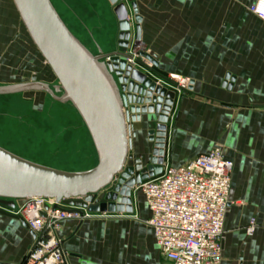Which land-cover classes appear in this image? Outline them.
<instances>
[{"label": "crops", "instance_id": "0c3cea01", "mask_svg": "<svg viewBox=\"0 0 264 264\" xmlns=\"http://www.w3.org/2000/svg\"><path fill=\"white\" fill-rule=\"evenodd\" d=\"M77 1L71 0L72 13L80 16L79 20L96 34L94 37H100L101 30L96 25L104 21L107 27L109 17H115L113 7L108 0ZM124 2L136 6L140 42L148 47L154 70L163 77L178 76L191 81L189 91L177 100L166 134L165 145H170V150L165 162L179 167L215 147L222 149L224 157L234 166L230 204L220 239L221 264H264V20L249 10L256 0ZM97 5H103L104 9H96ZM103 47L99 46L102 53L112 52H105ZM0 69L19 70L29 79L22 82L14 79L0 86L27 83L32 76L47 84L52 76L23 27L12 0H0ZM29 93L35 94V104L41 105L44 96L49 103L43 102L38 112L31 100L19 103L3 100L0 118L5 119V124L0 122V147L36 164L40 162L33 161L36 160L34 154L45 152L59 154L74 163H91L89 170L92 169L97 164L96 153L74 109L42 92L21 94ZM43 106L48 107V115L43 114ZM57 106H66L71 115H77L93 157L81 155L72 147L66 150L44 145L35 147L34 133L40 125L57 127L54 119L57 111L61 118L71 116ZM55 108L57 111L53 110ZM5 111L13 112L15 119L4 118ZM152 118L155 117L140 115L133 126L132 145H140V152L134 151L135 158L144 153L143 146L154 145L149 143L148 135L155 127ZM74 122V136H71L75 140L79 127ZM39 131L44 134L42 129ZM9 144L19 146H6ZM123 214L62 223L57 236L68 255V264H160L162 260L152 230L144 223L149 218L144 200L141 211L134 206L131 215ZM252 220L255 230L248 235L246 229ZM141 231L149 235L145 252L141 247ZM120 240L124 243L120 244ZM33 241L32 232L19 219L0 215V264H21Z\"/></svg>", "mask_w": 264, "mask_h": 264}, {"label": "water", "instance_id": "95a60500", "mask_svg": "<svg viewBox=\"0 0 264 264\" xmlns=\"http://www.w3.org/2000/svg\"><path fill=\"white\" fill-rule=\"evenodd\" d=\"M12 2L57 85L38 82L32 76L27 83L0 86V96L42 92L58 103L69 104L90 137L97 164L83 172H64L0 147V215L19 219L27 228L12 211L19 201L30 198L54 200L61 206L95 214H131V191L143 180L162 172V158L157 152L165 142L168 113L176 99L172 89L175 86L138 60L135 62L138 68L126 64L132 56L127 53L130 23L124 0H108L117 20L120 41L117 50L105 54L100 49L93 54L86 48L65 25L50 0ZM130 6L137 15L136 6ZM136 21L135 44L140 41L139 19ZM158 80L170 87L157 83ZM140 115L155 117L151 120L156 124L155 130L148 132L149 143L155 148L145 158L132 155L129 137L128 124L131 122L133 130Z\"/></svg>", "mask_w": 264, "mask_h": 264}, {"label": "built area", "instance_id": "2783aa9c", "mask_svg": "<svg viewBox=\"0 0 264 264\" xmlns=\"http://www.w3.org/2000/svg\"><path fill=\"white\" fill-rule=\"evenodd\" d=\"M249 10L264 20V0H256ZM127 51L132 56L126 60L127 65L138 68L135 63L138 60L154 69V61L147 58L150 55L144 53L141 43ZM164 78L175 86L172 89L176 97L185 95L191 87L188 78ZM157 83L170 87L163 81L158 80ZM129 124L131 126V122ZM233 166L220 147L179 167L169 166L162 158L161 174L134 187V193H140L149 211V218L144 223L152 230L162 258L160 264H221L220 239L230 204ZM18 203L12 213L20 217L34 234L32 247L21 264H68V255L57 236L62 223L114 216L64 207L43 198H30ZM254 230L255 222L252 220L246 233L252 235Z\"/></svg>", "mask_w": 264, "mask_h": 264}, {"label": "rangeland", "instance_id": "374dc122", "mask_svg": "<svg viewBox=\"0 0 264 264\" xmlns=\"http://www.w3.org/2000/svg\"><path fill=\"white\" fill-rule=\"evenodd\" d=\"M51 1L54 3L55 7L58 9L59 13L63 17L66 24L69 26V28L71 29L73 34L93 54H97L96 48H97V50H99V49H101V48H99V46L103 47L104 45L105 46L103 47V50L105 52L117 50L118 43H119L120 39H119L118 24H117V20L115 19V17H112V15L109 17V19L107 21V27H106V23L105 24L103 23L104 21L103 22L100 21V23H98V25H96L101 30V31H99L100 37L99 36L94 37L95 33L90 31L87 28V26H85V24H86L85 22L79 20L80 16H77L75 13H72V11L70 9V7L73 5L71 3V0H51ZM76 3H78L77 0H76ZM66 4H68V6ZM62 5H64V6H62ZM125 5L129 11V23H130V40L128 42V50H131V49L133 50L135 43H136L135 42V40H136V25H137L136 20L139 19V15H134V13L131 9V6L128 5L126 2H125ZM61 7L65 8L66 12L71 15V16H68L69 18L67 17V15L64 12H62ZM101 7H102V9H104L103 5L102 6L97 5L96 9L97 8L101 9ZM76 11L79 13L78 8L76 9ZM139 43H141V42L139 41ZM147 48L148 47H145L143 45L144 53H148V55H150L149 50ZM4 70L2 71L0 69V84H4V85L9 84L14 79H17L20 82L29 80L26 75L23 76L22 74H20V72H18L19 70L18 71L13 70V71H15L14 73L12 70H10V71H6V70L4 71ZM15 73H18V74H16L17 75L16 77H13L15 75ZM51 75H52L51 76L52 78L50 77L48 79L47 84L50 86H55V85H57V81L54 78L52 73H51ZM27 97H29V98H27ZM181 97H184V95L177 96L176 99L173 101V104H172L171 110H170L171 112L168 115V120H167V125H166V134H167V131L170 130L174 111H175L176 106H177V100L179 101V98H181ZM43 99H45V101ZM43 99H42V104H43V102H46L45 104L47 105V103H49V99H47L45 96L43 97ZM3 100H10V102H12V103H15V101L18 103L23 102V101L30 102L29 100H31L32 103H34V104L36 103L35 102L36 101L35 94H33V93L0 96V103H2ZM42 104L41 105L39 103L35 104L36 107L35 106L34 107L36 108V111L39 112V110L42 107ZM52 105H55V104L52 103ZM57 107H59V106H57ZM1 108H2V106H0V110H3ZM47 109H48V107L44 108V106H43V109H42L43 114L48 115ZM60 109L67 111V114L69 113V110H70L66 106L62 107V108L59 107L58 110H60ZM53 110L57 111V108H55ZM32 111L34 113H38V112H35V110H32ZM59 114L61 115V113H59L57 111V118L54 117L57 127H54L55 125H52L50 127L44 126V124H43V126L40 125L41 126L40 129H42L44 131V134H41L39 131L40 129L38 128V130L34 133L35 134L34 137H35L36 141L35 142L33 141L36 144V146L35 145H33V146L39 147V145H44L46 148L47 147L48 148L49 147H51V148L59 147L60 150H66V149H69L70 147H72V148H75L81 155H85L87 157L89 156V158L91 156L93 157L94 155H93V151H92L90 142L86 138V133L84 132V127H83L81 121L78 120V118H76L77 115L75 114L76 115L75 116L74 114L71 115L69 113V115H71L69 118H64V116L61 118V116ZM3 117L4 118L13 117L12 119L14 120L15 119L14 117H16V116L11 111H5V113H3ZM54 119H52L53 122H55ZM73 119L75 120L74 124L76 123V125L79 127V131H78L79 135L76 133L78 135V139L75 136V140L71 136L72 134L74 136V131H72L73 130L72 129V126H73L72 123L74 121ZM0 122L2 124H5V119L0 118ZM134 124H133V126H134ZM37 126H39V124ZM131 127L132 126H130V131L132 129ZM155 127H156V124H155ZM155 127H153L151 130H155ZM12 132H13V129L11 130V134L13 136L14 133H12ZM133 132H134V129L132 130V133ZM131 138H132V136H131ZM165 143H166V136H165L164 145H162V147L159 148L158 152H157V156L159 158L165 159L166 155L168 153V150H170V145H165ZM6 146L11 147V148H15V147H18L19 145H10L9 144ZM136 146H137V149H136ZM139 146L140 145H135V146L132 145V147H134V149L132 148L131 153L134 157H136L134 155L135 154L134 151H138ZM154 148H155V145H147V148H144V146H143L144 153H141V155H144L143 157L145 158V155L153 154ZM138 152H140V151H138ZM51 154L52 153L47 154L45 152H41L39 154H34V158H36V160L33 159V161H35L37 163L40 162L38 164L52 168V169H56V170H60V171H64V172H73V173L87 171L92 166L91 163H87V164H83L81 162L74 163V162L68 161L67 159H62L59 154H55V155L54 154L51 155ZM42 157H44V159ZM130 197H131V201H132L131 202L132 209L134 210V206H135V207H138V209L141 211L142 207H143V200L141 199L140 193H134V191L132 190ZM133 210H132V213H133ZM131 214H129V215H131ZM123 215L127 216L128 214L124 213ZM125 231H127V229H125ZM141 233H142V235H141L140 241H142V243H141L142 252H145L144 245L148 244V236L149 235H148L147 231H141ZM124 236H125V240H128V237L126 238V234H124ZM131 241H132V239H131ZM121 243H124V242H122V240H120V244ZM125 244L127 245V241H125ZM160 259L162 260L161 256H160Z\"/></svg>", "mask_w": 264, "mask_h": 264}, {"label": "bare ground", "instance_id": "6f19581e", "mask_svg": "<svg viewBox=\"0 0 264 264\" xmlns=\"http://www.w3.org/2000/svg\"><path fill=\"white\" fill-rule=\"evenodd\" d=\"M51 1V0H50ZM52 2V1H51ZM54 8L56 9L57 13L59 14L60 18L63 20V22L65 23V25L68 27V29L71 31V29L69 28V26L66 24V22L64 21L63 17L61 16V14L59 13L58 9L55 7L54 3L52 2ZM63 6V5H62ZM62 12H64L66 15L71 16L70 14H68L65 10V8L61 7ZM72 32V31H71ZM73 33V32H72ZM40 93V92H39ZM130 127V124H129ZM130 133V132H129Z\"/></svg>", "mask_w": 264, "mask_h": 264}]
</instances>
